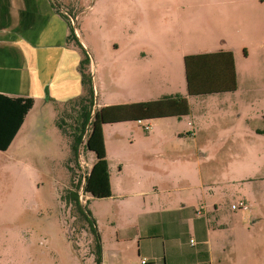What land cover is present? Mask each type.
Returning a JSON list of instances; mask_svg holds the SVG:
<instances>
[{"label": "rangeland", "instance_id": "rangeland-1", "mask_svg": "<svg viewBox=\"0 0 264 264\" xmlns=\"http://www.w3.org/2000/svg\"><path fill=\"white\" fill-rule=\"evenodd\" d=\"M55 1L60 6L71 7L68 10L72 16L76 14L77 20L73 18L70 24L76 27L77 39L91 59L92 81L98 88L94 103L129 102L133 99L129 91L139 83L157 88L158 94L179 92L188 99V116L104 127L101 134L106 141L107 158L111 160L112 178L118 171L126 180L134 176L140 179L159 176L176 162L179 169L186 170L188 166L196 171L195 165L184 164L191 157L198 159L199 151L193 146L196 139L200 150L211 152L202 160L213 179L205 188L211 187L224 197L219 203L222 219L230 227L249 229L255 252L256 237H260L255 235L258 230L253 221L261 214L259 206L255 205L256 209L246 218L237 219L232 213L240 211H232L231 205L238 206L241 196L258 202L256 190L264 187V178L224 182L235 162L214 156L213 152L227 134L264 122V0H174L171 3L160 0L156 12L152 11L149 0H143L146 7L142 10L147 8L149 29L156 26L160 31L164 22L171 20L167 34L171 47L166 54L159 49L156 54L141 51L133 56L122 47L133 41L132 27L129 28L126 19L132 14L131 11L128 15L127 9L134 0ZM231 10L234 16L227 36L235 49L237 90L232 94L189 98L180 39L184 43L197 42L206 16L212 18L216 28L226 29L221 14ZM80 106L71 103L61 109L57 124L62 129L54 124H42L30 140L26 137L27 129H23L6 151H0V264H92L93 241L85 223L73 206L59 202L60 194L75 189L73 183L77 181L79 197L82 195L85 203L79 202L92 210V215V208L97 210L100 227L92 217L101 245L102 238L106 240L108 226L100 218L104 207L99 201L86 198L83 192L86 172L80 168V162L87 163L86 156H91L84 149L91 125L84 131L77 159L70 148V134L75 132L81 117ZM95 110L94 104L92 112ZM206 193L210 191L207 189ZM209 214L215 215L212 206ZM232 258V254L222 257L226 262Z\"/></svg>", "mask_w": 264, "mask_h": 264}, {"label": "crops", "instance_id": "crops-1", "mask_svg": "<svg viewBox=\"0 0 264 264\" xmlns=\"http://www.w3.org/2000/svg\"><path fill=\"white\" fill-rule=\"evenodd\" d=\"M142 1L134 0L132 7L127 9L128 15L132 11L127 16L126 24L132 27L130 36L133 41L124 43L123 51L133 56L141 51L156 54L161 49L166 54L171 47L168 46L171 41L167 34L172 22L165 21L160 31L156 26L149 29L145 14L147 8L142 10L146 7ZM149 1L152 11L160 9V0ZM168 1L171 3L174 0ZM56 8L68 17L76 16L69 13L71 7L60 6L55 0H0V95L33 101L13 141L23 129H27L26 137L30 140L40 131L42 124L50 123L57 127L61 109L83 95L78 72L80 52L66 43L68 23L57 13ZM233 16L232 10L221 14L226 29L216 28L212 18L206 16L199 29L198 41L184 43L180 39L179 48L182 59L189 55L230 51L238 87L235 49L229 44L227 36ZM73 28L76 34V27ZM93 87L97 94L98 88L94 82ZM236 90L198 97L232 94ZM178 93L158 94L157 88L139 83L129 91L133 99L123 104L175 96L186 98ZM94 104L96 110L123 105L109 101ZM126 123L131 122L111 125ZM105 126H102V131ZM260 132H264L263 121L232 135L227 134L219 140L218 149L213 155L235 162L224 182L264 178V134ZM103 144L110 196L94 198L86 194V198L99 201L104 207L100 218L108 227L105 230L106 240L102 238V264H139L142 259L146 260V264H264V187L259 186L256 190L258 202H250L247 197L241 196L238 204L242 202L244 206L234 210L231 208L232 211H240L239 214L232 213L234 218L243 219L256 209L255 205L259 206L261 214L253 222L258 230L255 235L260 238L256 237L258 244L254 252L251 246L254 237L249 229L230 227L222 219L219 203L224 197L211 187L207 188L210 193H206L205 186H210L213 179L208 176V165L202 160L207 159L211 152L200 150L196 139L193 140V146L195 151H199L198 159L191 157L184 162L195 165L196 171L188 166L186 170L179 169L176 162L171 164L169 170L161 171L159 176L142 179L134 176L132 180L120 177L119 171L112 178L111 160L107 158L104 137ZM87 152L91 156H86L88 162L83 160L84 164H80V168L89 173L96 156L93 152ZM211 206L215 212L213 216L209 214ZM92 209L99 226L97 210L94 207ZM225 254H232L234 258L226 262L222 259Z\"/></svg>", "mask_w": 264, "mask_h": 264}, {"label": "trees", "instance_id": "trees-1", "mask_svg": "<svg viewBox=\"0 0 264 264\" xmlns=\"http://www.w3.org/2000/svg\"><path fill=\"white\" fill-rule=\"evenodd\" d=\"M60 14L68 23L66 43L76 47L80 52L78 72L83 87V95L72 103L81 105L79 125L71 133V152L77 159L79 145L82 142L84 131L90 125L91 132L84 143V149L93 152L96 162L89 173H86L84 194L94 198L110 196L108 169L105 161V150L102 137V126L125 122L151 121L161 118H181L189 114V105L186 98L175 96L150 102L130 103L102 107L95 111L91 118L94 105V87L90 71L91 59L87 51L79 43L68 16ZM70 13V12H69ZM67 12V14H69ZM186 92L189 97H198L212 94L233 92L237 88L233 54L230 51H219L210 54L189 55L183 58ZM33 106L31 99L7 98L0 95V151H6L17 134L25 115ZM58 128L62 129L59 126ZM264 134V132H260ZM70 167V166H69ZM73 190L68 189L59 196V202L71 205L74 212L85 223V229L93 241L90 253L92 264H102L100 235L91 210L82 207L79 202V181L73 183Z\"/></svg>", "mask_w": 264, "mask_h": 264}, {"label": "built area", "instance_id": "built-area-1", "mask_svg": "<svg viewBox=\"0 0 264 264\" xmlns=\"http://www.w3.org/2000/svg\"><path fill=\"white\" fill-rule=\"evenodd\" d=\"M73 18H75V20H77V17H76V16H74V17H68L70 23H73V20H72ZM146 129H149V127L147 126ZM80 164L83 165L84 163H83V162H80ZM82 198H83V196L80 195V197H79V201H80L81 203H85V201H83ZM243 206H244V204H243L242 202H240V203L238 204V206L233 205L231 208L234 210V209H236V208H238V207L240 208V207H243ZM190 243L193 244V241L190 240ZM139 264H146V260H145V259H142V260L139 262Z\"/></svg>", "mask_w": 264, "mask_h": 264}]
</instances>
